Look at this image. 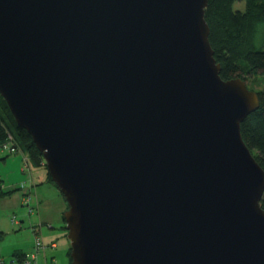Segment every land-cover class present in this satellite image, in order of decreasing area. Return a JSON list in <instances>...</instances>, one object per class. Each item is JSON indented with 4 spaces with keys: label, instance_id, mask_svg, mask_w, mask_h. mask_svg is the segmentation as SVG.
<instances>
[{
    "label": "water",
    "instance_id": "water-1",
    "mask_svg": "<svg viewBox=\"0 0 264 264\" xmlns=\"http://www.w3.org/2000/svg\"><path fill=\"white\" fill-rule=\"evenodd\" d=\"M207 0H0V95L63 196L70 264H264V171Z\"/></svg>",
    "mask_w": 264,
    "mask_h": 264
},
{
    "label": "trees",
    "instance_id": "trees-1",
    "mask_svg": "<svg viewBox=\"0 0 264 264\" xmlns=\"http://www.w3.org/2000/svg\"><path fill=\"white\" fill-rule=\"evenodd\" d=\"M236 2L244 4L243 11L234 10ZM204 19L209 28L208 39L213 57L221 67V79L241 78L247 83V79L251 77L264 76V45L257 43V25L264 23V0H207ZM253 91L257 93L259 107L240 124V134L244 144L264 171V83H259ZM7 134L13 136L19 149L18 154L23 153L28 157L27 170L43 168L47 179L52 183L41 153L27 132L16 125L0 95V148ZM260 206L264 209V192ZM1 236L0 234V238ZM69 253L68 249V257ZM12 257L22 260L25 255L14 252Z\"/></svg>",
    "mask_w": 264,
    "mask_h": 264
},
{
    "label": "crops",
    "instance_id": "crops-1",
    "mask_svg": "<svg viewBox=\"0 0 264 264\" xmlns=\"http://www.w3.org/2000/svg\"><path fill=\"white\" fill-rule=\"evenodd\" d=\"M22 158L21 154L8 155L0 148V234L2 235L0 239L7 233L8 228L5 227V224L8 223L7 215L11 212L20 214V220H17L15 217L17 224L14 225L21 229L26 214L29 217L36 211L37 216L33 223L37 224H32L31 219H29L28 229L33 234L31 228L35 227L40 237L41 228L44 224H46L48 229H53L52 225L56 220L54 216L58 217L61 215L60 220L63 222L62 215L66 208L64 198L58 189L49 182L43 168H31L28 171L24 168ZM49 206L52 208L51 212L48 210ZM21 207L26 209V214H21ZM28 207L32 208L31 212H29ZM42 240L44 241L43 238ZM51 242L55 241L45 243L49 244ZM14 252L29 256L20 250H13L11 259ZM43 262L44 259L42 260Z\"/></svg>",
    "mask_w": 264,
    "mask_h": 264
},
{
    "label": "rangeland",
    "instance_id": "rangeland-1",
    "mask_svg": "<svg viewBox=\"0 0 264 264\" xmlns=\"http://www.w3.org/2000/svg\"><path fill=\"white\" fill-rule=\"evenodd\" d=\"M234 10L243 11L244 4L242 2H236L233 6ZM257 43L264 45V23L257 25ZM259 83H264V76H257L254 78L247 79L246 86L250 91H253V88H255ZM44 164V161H43ZM37 171V170H35ZM21 214H26V209L24 207H21ZM51 207H48V210L51 212ZM67 209V205L65 210ZM16 217L17 220H20V214L16 212H11L7 215L8 223L5 224V227L8 228L7 233L3 236L2 239H0V254L4 258V260L8 263L11 260V253L13 250H20L23 253H27L29 256L32 254V247L34 244V235L30 232L28 229V220L31 219L32 224L35 222L34 219L37 216V212L34 211V213L31 216L24 217V222L21 225V229L19 227L15 226L11 222V218ZM56 220L53 223V229H48L46 224H44L41 228V237L44 239V241L47 243L49 241H55L56 242V249L55 250H46L45 254L48 257H53L56 264H70L69 257L67 255L68 249H69V242L66 238L67 231L65 230V222H62L60 220L61 215L58 217H55ZM58 218V219H57ZM8 252V253H7ZM42 254L38 255V262L42 264Z\"/></svg>",
    "mask_w": 264,
    "mask_h": 264
},
{
    "label": "built area",
    "instance_id": "built-area-1",
    "mask_svg": "<svg viewBox=\"0 0 264 264\" xmlns=\"http://www.w3.org/2000/svg\"><path fill=\"white\" fill-rule=\"evenodd\" d=\"M1 149L4 152H6L8 155L19 153V149L15 145L14 138L10 134H7L5 142L1 145ZM21 155L23 156L22 161H23L24 168L29 169L28 157L24 155L23 153H21ZM28 209H29V212H31L32 208L28 207ZM11 222L13 224H17L15 217L11 218ZM31 231L33 232V235H34V244H33L32 254L28 257L25 256V258H23L22 260L12 258L8 263L4 260V258L0 254V264H41L38 262L39 254H42V257L44 259V262L42 264H56L53 257L48 259V257L45 255L46 250H53L56 248V243L51 242L49 244H46L42 240V238L39 236V234L37 233L35 227H32Z\"/></svg>",
    "mask_w": 264,
    "mask_h": 264
}]
</instances>
